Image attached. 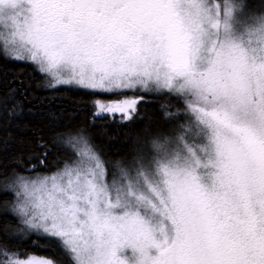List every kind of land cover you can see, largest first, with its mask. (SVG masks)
<instances>
[{
	"label": "snow or ice",
	"instance_id": "snow-or-ice-1",
	"mask_svg": "<svg viewBox=\"0 0 264 264\" xmlns=\"http://www.w3.org/2000/svg\"><path fill=\"white\" fill-rule=\"evenodd\" d=\"M0 55L50 87L167 92L190 114L174 148L111 179L82 132L66 134L72 163L16 178L14 211L71 264H264V15L236 0H0ZM137 103L96 106L130 119Z\"/></svg>",
	"mask_w": 264,
	"mask_h": 264
},
{
	"label": "trees",
	"instance_id": "trees-1",
	"mask_svg": "<svg viewBox=\"0 0 264 264\" xmlns=\"http://www.w3.org/2000/svg\"><path fill=\"white\" fill-rule=\"evenodd\" d=\"M236 3L247 14L264 15V0ZM101 95L122 97L72 85L50 87L34 64L0 55V264H6L4 252L71 264L57 240L26 231L14 211L18 176L50 174L77 159L66 134L82 132L112 170L138 154L156 155L157 142L174 146L188 120L189 115L182 118L188 112L184 99L167 92L134 93L138 103L125 120L97 111L93 101Z\"/></svg>",
	"mask_w": 264,
	"mask_h": 264
},
{
	"label": "rangeland",
	"instance_id": "rangeland-1",
	"mask_svg": "<svg viewBox=\"0 0 264 264\" xmlns=\"http://www.w3.org/2000/svg\"><path fill=\"white\" fill-rule=\"evenodd\" d=\"M214 2H216V0H214ZM58 86H60V85H58ZM72 86H75V85H72ZM138 92H142V93H153V92H148V91H135V92H133V91H127L125 94H123V95H121L122 97H120V98H118V97H114V98H111V97H108V96H103V95H101V96H98V97H95L94 98V104L96 105V101H101V102H103V103H109V102H113V101H116V100H118V99H124V98H129V99H131V98H134L135 96H134V93H138ZM101 93V92H100ZM101 94H107V93H101ZM97 107V106H96ZM97 111L99 112V109L97 108ZM111 114H113V113H111ZM114 115H115V117H119L121 120H123L124 118H125V116H124V114H121V113H114ZM116 115H118V116H116ZM133 115H134V111L131 113V117H133ZM187 115H189L188 116V120H186V122H185V124H187L188 123V121H189V118H190V114L187 112V113H184L183 115H182V118H185ZM114 117V116H113ZM125 120V119H124ZM173 143V141H170L167 145H166V147H168V148H174L175 146H176V144L177 143H179V141L176 139V141H175V143H174V146H170L169 144H172ZM79 147V146H78ZM100 155V154H99ZM101 157V156H100ZM102 158V157H101ZM106 165V164H105ZM65 167V166H64ZM63 167V168H64ZM63 168H61V169H63ZM106 168H107V171H108V178L109 179H111L112 178V175L115 173L116 175H118L119 174V170H118V168L116 167V168H114V169H109L108 168V166L106 165ZM61 169H59V170H61ZM58 170V171H59ZM57 172V171H56ZM56 172H53V173H56ZM53 173H50V174H39V173H34V174H32V175H24L23 177H26V178H28V179H37L38 177H43V176H51ZM14 190L15 191H17L18 190V186L17 185H14ZM18 199V198H17ZM21 217V216H20ZM21 219H22V217H21ZM23 221V220H22ZM24 226H25V230L26 231H28V232H32L29 228H28V226L27 225H25L24 224ZM19 258L20 260H27V259H29V258H37V259H48V258H46V257H42V256H37V255H31V256H28V257H26V258H21V257H19V256H17L16 254H13V253H8V257L5 259V263H6V260H9V259H16V258ZM49 260H51V259H49Z\"/></svg>",
	"mask_w": 264,
	"mask_h": 264
},
{
	"label": "flooded vegetation",
	"instance_id": "flooded-vegetation-1",
	"mask_svg": "<svg viewBox=\"0 0 264 264\" xmlns=\"http://www.w3.org/2000/svg\"><path fill=\"white\" fill-rule=\"evenodd\" d=\"M105 113V112H104ZM116 116H118V115H116Z\"/></svg>",
	"mask_w": 264,
	"mask_h": 264
},
{
	"label": "bare ground",
	"instance_id": "bare-ground-1",
	"mask_svg": "<svg viewBox=\"0 0 264 264\" xmlns=\"http://www.w3.org/2000/svg\"><path fill=\"white\" fill-rule=\"evenodd\" d=\"M125 117H127V116H125Z\"/></svg>",
	"mask_w": 264,
	"mask_h": 264
}]
</instances>
